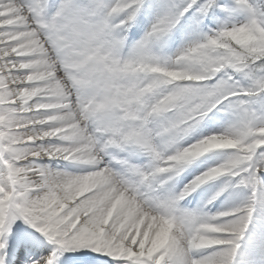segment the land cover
Here are the masks:
<instances>
[{
    "label": "snow or ice",
    "instance_id": "1",
    "mask_svg": "<svg viewBox=\"0 0 264 264\" xmlns=\"http://www.w3.org/2000/svg\"><path fill=\"white\" fill-rule=\"evenodd\" d=\"M0 264H264V0H0Z\"/></svg>",
    "mask_w": 264,
    "mask_h": 264
}]
</instances>
